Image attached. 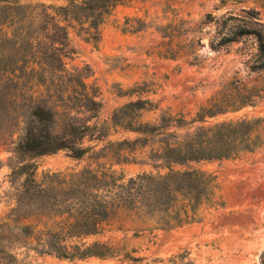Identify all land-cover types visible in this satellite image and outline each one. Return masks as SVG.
<instances>
[{
  "label": "trees",
  "instance_id": "1",
  "mask_svg": "<svg viewBox=\"0 0 264 264\" xmlns=\"http://www.w3.org/2000/svg\"><path fill=\"white\" fill-rule=\"evenodd\" d=\"M129 1L70 0L67 6L52 8L0 0V98H31L23 105L22 115L0 119L1 127L23 132L15 154L34 159L66 151L75 160L92 154L94 161L112 162L41 177L34 164L11 167L12 182L17 185L15 207L0 222V264H21L20 249L68 260L123 254L133 264L140 263L144 258L132 256L125 247L94 238L125 219L153 220L167 229L199 221L202 210L223 207L225 202L217 178L192 164L227 160L264 148V119L205 125L209 118L264 98V84L248 86L239 80L231 97L212 98L191 121L162 114L157 124L144 123L142 112L153 104L140 99L118 109L110 125L95 122L103 103L98 91L86 83L91 70L67 68L66 61L76 54L69 27L77 23L95 40L112 11ZM243 12L247 16H231L222 22L211 46L222 50L246 44L251 73H263L264 22L258 12ZM229 20L240 23L231 25ZM196 123L200 126L191 131L188 126ZM111 128L139 137L108 142L98 151L84 146L87 138L104 140ZM15 131L8 133L11 136ZM146 146L152 147L149 159L156 173L126 179L113 169L136 164L137 158L131 155Z\"/></svg>",
  "mask_w": 264,
  "mask_h": 264
},
{
  "label": "rangeland",
  "instance_id": "2",
  "mask_svg": "<svg viewBox=\"0 0 264 264\" xmlns=\"http://www.w3.org/2000/svg\"><path fill=\"white\" fill-rule=\"evenodd\" d=\"M21 3L57 8L67 6L70 0H21ZM243 10L258 12L264 22L261 0H131L112 11L95 40L81 25L72 23L70 44L76 54L66 61L67 68L91 70L86 83L98 91L103 103L95 122L110 125L118 109L140 99L153 104L142 112L144 123L157 124L162 114L191 121L212 98L231 97L237 91L234 84L237 80L248 86L264 84V72L253 74L248 67L246 44L235 43L222 50L211 46L222 22L231 16L238 19L247 16ZM28 100L31 98H0V119L22 115V107ZM13 102L16 105L10 104ZM260 118L264 119V98L237 111L209 118L205 125ZM197 126L200 124L188 127L192 131ZM10 131L15 130L0 125V222L15 207L17 185L12 182L11 167L34 164L37 176L41 177L48 172L112 164L105 158L94 161L90 158L94 157L92 154L75 160L66 151L34 159L19 156L14 151L23 132L16 130L10 136ZM138 137L121 128H111L104 140L87 138L83 144L98 151L108 142L133 141ZM151 149V146L138 148L131 155L137 158L136 164L115 165L113 169L126 179L156 173L149 159ZM192 167L217 178L219 195L225 202L223 207L205 208L199 221L169 229L153 220L125 219L108 226L94 240L125 247L132 256L144 258L137 264H264V148ZM159 172L164 174L166 170ZM17 255L21 264H133L123 254L105 259L68 260L20 249ZM176 256L182 257L176 263L169 262Z\"/></svg>",
  "mask_w": 264,
  "mask_h": 264
}]
</instances>
